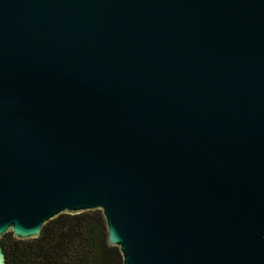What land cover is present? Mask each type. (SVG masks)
Segmentation results:
<instances>
[{
  "label": "water",
  "instance_id": "water-1",
  "mask_svg": "<svg viewBox=\"0 0 264 264\" xmlns=\"http://www.w3.org/2000/svg\"><path fill=\"white\" fill-rule=\"evenodd\" d=\"M96 209L123 264H264V0H0V264Z\"/></svg>",
  "mask_w": 264,
  "mask_h": 264
},
{
  "label": "trees",
  "instance_id": "trees-1",
  "mask_svg": "<svg viewBox=\"0 0 264 264\" xmlns=\"http://www.w3.org/2000/svg\"><path fill=\"white\" fill-rule=\"evenodd\" d=\"M1 244L6 264H123L119 248L108 242L99 209L61 213L46 222L36 238L18 239L8 231Z\"/></svg>",
  "mask_w": 264,
  "mask_h": 264
}]
</instances>
